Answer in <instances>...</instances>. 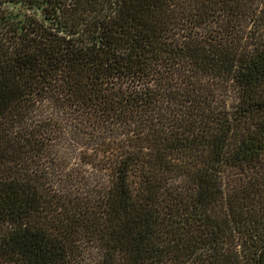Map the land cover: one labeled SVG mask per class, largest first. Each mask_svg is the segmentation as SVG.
I'll list each match as a JSON object with an SVG mask.
<instances>
[{
  "label": "trees",
  "instance_id": "obj_1",
  "mask_svg": "<svg viewBox=\"0 0 264 264\" xmlns=\"http://www.w3.org/2000/svg\"><path fill=\"white\" fill-rule=\"evenodd\" d=\"M34 1L0 0V264H264V0Z\"/></svg>",
  "mask_w": 264,
  "mask_h": 264
},
{
  "label": "flooded vegetation",
  "instance_id": "obj_2",
  "mask_svg": "<svg viewBox=\"0 0 264 264\" xmlns=\"http://www.w3.org/2000/svg\"><path fill=\"white\" fill-rule=\"evenodd\" d=\"M0 7H2L3 9H8V13H10L11 10H15V7L13 6V4L8 5L7 3L4 5H1ZM19 7H21L22 11L25 12V15H27L29 11H31V14L29 15H32V13L36 14L35 11L37 10L36 8L38 7V5L35 4L34 0H21V4L19 5ZM27 17L29 16L27 15Z\"/></svg>",
  "mask_w": 264,
  "mask_h": 264
},
{
  "label": "rangeland",
  "instance_id": "obj_3",
  "mask_svg": "<svg viewBox=\"0 0 264 264\" xmlns=\"http://www.w3.org/2000/svg\"><path fill=\"white\" fill-rule=\"evenodd\" d=\"M75 145H73V144H70L69 146H65L68 150L67 151H69V152H72V151H74L75 149H76V147H74ZM96 146H94V147H90V148H95ZM90 150V149H89ZM91 151H95V153H91L92 155H94V156H98L99 158L100 157H102V155L103 154H101L103 151H102V149H94V150H91ZM75 154V153H74ZM78 154V153H77ZM81 156H80V153L76 156V158L77 159H79Z\"/></svg>",
  "mask_w": 264,
  "mask_h": 264
}]
</instances>
